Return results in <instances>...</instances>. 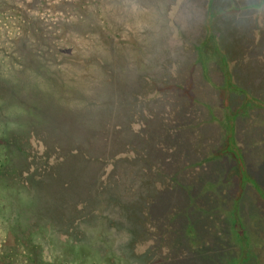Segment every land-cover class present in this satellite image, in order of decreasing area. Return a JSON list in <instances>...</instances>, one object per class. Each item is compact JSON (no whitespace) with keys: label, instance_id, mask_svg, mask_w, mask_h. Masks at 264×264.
I'll use <instances>...</instances> for the list:
<instances>
[{"label":"rangeland","instance_id":"obj_1","mask_svg":"<svg viewBox=\"0 0 264 264\" xmlns=\"http://www.w3.org/2000/svg\"><path fill=\"white\" fill-rule=\"evenodd\" d=\"M0 57V264H264V0H22Z\"/></svg>","mask_w":264,"mask_h":264},{"label":"trees","instance_id":"obj_2","mask_svg":"<svg viewBox=\"0 0 264 264\" xmlns=\"http://www.w3.org/2000/svg\"><path fill=\"white\" fill-rule=\"evenodd\" d=\"M21 2H22V0H0V7H3V8L4 7H11L12 10H14V7L20 6ZM66 5H67L66 2L61 3V7H64ZM17 13L19 15V11ZM71 13H72V11H69L68 15L71 16L72 15ZM20 15H22V13H20ZM82 17H84V16L82 15L79 18V20H81ZM74 27H75V25H74ZM97 28L95 26L92 27V29H96L98 31L99 27H97ZM42 35L46 38V36L43 33H42ZM38 44L40 45V43H38ZM35 52H37L39 57H41L42 61H46V59L49 58V56H51L53 50H52V48H49L48 52H46L47 56H45V54L42 52L40 54L36 50H35ZM18 60H19L18 58L12 59V60H10L9 64L6 66L4 59H2L0 57V80H1L0 85H3V86H0V116L3 115V119L5 118V122H4L3 127L5 126V130H7V134L10 130L13 129V126H21V128H24L26 126L27 123H22V122H27L29 118L23 117V115L24 116L27 115L26 112H25L26 114L22 113V111H23L22 107L23 106H25V108L27 109V107H29L28 102H31L32 103L31 105H34V104H36V102L41 103L43 101H45V102L48 101V98H46L43 95H45V93H46L45 91H49V89H42L40 87H39L40 90H43V91L33 89L30 82L28 81V78H26V76H25V78L28 82L24 81L23 75H26V73H28L30 71L27 68L26 69L22 68V66H21V68H19V65L17 64ZM40 69H41V65L39 67V70ZM2 82H3V84H2ZM22 83L25 85L24 88L19 87V84H22ZM40 93H42V95ZM39 95H41V96H39ZM36 96H39V98ZM67 97L68 96L64 94V96L61 97L62 100H60V101H64ZM5 109H6V114H2V113H5L4 112ZM14 110H15V112H14L15 113V117H14L15 121L12 118H10L11 114ZM27 110L29 111V109H27ZM21 114H23V115H21ZM8 128H10V130ZM229 137L231 138L232 136L229 135ZM3 139L4 138L0 137V143L4 142ZM243 182H244V177H243Z\"/></svg>","mask_w":264,"mask_h":264}]
</instances>
